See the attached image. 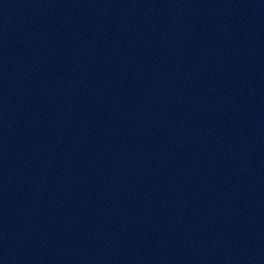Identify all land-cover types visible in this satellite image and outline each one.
Instances as JSON below:
<instances>
[{"label":"water","instance_id":"obj_1","mask_svg":"<svg viewBox=\"0 0 264 264\" xmlns=\"http://www.w3.org/2000/svg\"><path fill=\"white\" fill-rule=\"evenodd\" d=\"M0 264H264V0H0Z\"/></svg>","mask_w":264,"mask_h":264}]
</instances>
